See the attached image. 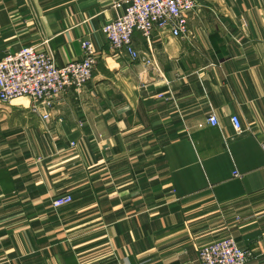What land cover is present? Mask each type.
I'll return each instance as SVG.
<instances>
[{"label": "crops", "instance_id": "1", "mask_svg": "<svg viewBox=\"0 0 264 264\" xmlns=\"http://www.w3.org/2000/svg\"><path fill=\"white\" fill-rule=\"evenodd\" d=\"M118 1L0 0V58L37 46L63 66L84 39L100 56L49 122L28 99L0 114V264H201L228 236L264 264V0H196L188 39L136 32L151 67L102 32Z\"/></svg>", "mask_w": 264, "mask_h": 264}, {"label": "built area", "instance_id": "2", "mask_svg": "<svg viewBox=\"0 0 264 264\" xmlns=\"http://www.w3.org/2000/svg\"><path fill=\"white\" fill-rule=\"evenodd\" d=\"M115 7L119 9L116 19L102 27L106 40L118 57H130L145 66H154L153 55H146L137 49L134 34L139 32L148 41L158 31H166L175 37H190L188 18L196 10V0H120ZM82 58L60 66L50 50L37 46H24L0 58V104L11 105L16 99L27 98L29 114L42 121L52 119V111L57 100L64 94L80 93L92 80L99 63V54L90 39L81 41ZM21 107H25L21 105ZM238 133L244 127L238 116L231 118ZM207 122L219 125L215 113ZM264 151V142L261 144ZM236 178L243 174L235 171ZM70 194L60 195L52 200L54 208L73 202ZM251 252L239 246L232 236L223 237L204 244L199 248L201 264H248Z\"/></svg>", "mask_w": 264, "mask_h": 264}, {"label": "rangeland", "instance_id": "3", "mask_svg": "<svg viewBox=\"0 0 264 264\" xmlns=\"http://www.w3.org/2000/svg\"><path fill=\"white\" fill-rule=\"evenodd\" d=\"M25 99H27V98H25ZM21 101H23V100H17V103L18 104L24 103V102H21ZM13 102H12V104H13ZM10 107H11V105H2V104H0V114H13V111L11 110Z\"/></svg>", "mask_w": 264, "mask_h": 264}, {"label": "bare ground", "instance_id": "4", "mask_svg": "<svg viewBox=\"0 0 264 264\" xmlns=\"http://www.w3.org/2000/svg\"><path fill=\"white\" fill-rule=\"evenodd\" d=\"M17 100H24L25 101L26 99L25 98H20V99H16L15 101H17Z\"/></svg>", "mask_w": 264, "mask_h": 264}]
</instances>
